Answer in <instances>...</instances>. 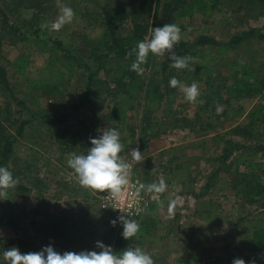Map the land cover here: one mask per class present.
<instances>
[{
	"label": "rangeland",
	"instance_id": "374dc122",
	"mask_svg": "<svg viewBox=\"0 0 264 264\" xmlns=\"http://www.w3.org/2000/svg\"><path fill=\"white\" fill-rule=\"evenodd\" d=\"M141 1L63 0V3L74 10L75 16L71 23L57 32L40 28L42 23H51L58 16L56 0H34L32 4L30 1L0 0V68L5 70L8 82L6 88L0 84V153L4 140L8 136H13V151L8 159L7 168L15 176L14 178H18L19 182L27 188L31 184L25 175L38 176L39 179L38 188L34 192L18 195L14 189H10L7 199L0 200V264H5L3 251L13 246L18 247L21 253L40 251L49 245L60 253L99 251L96 248V242H103V238L108 233L113 238L118 237L122 245H136L135 247L146 251L153 258L154 264H194V257L197 261L195 264L218 258L224 260L226 264H232L236 258L245 260V264H249L252 260H255V264H264V251H252L244 236L245 228H250L248 235H251L253 227L264 226V195H259L256 190H253L246 193L248 199H244L241 194L245 192L237 194L233 186H239V176L238 171L234 172V169L218 175L217 184L211 193L200 198L201 201L213 202L215 208L211 213L214 219H199L193 209H187L184 213L185 219H151L148 223L141 221L142 219H136L134 221L139 225V232L131 240H125L122 237V226L111 225L107 212H103L107 219H53L54 231L39 229L37 224L41 219L26 217L37 205L40 207L36 211L45 213V206L49 205L57 194L55 189L61 188L66 182L64 170L67 166L63 165L60 153L62 150H67L70 141L73 143L72 149L78 151L81 146L78 141L83 135L84 127L87 123V127H90L91 112L97 111L100 127L108 122L109 114L106 107H110V103L105 95L107 88L102 84L99 93L101 96H91L94 103L102 105L100 109L95 106H84L76 113L69 112L74 96L85 86L88 73L95 66L92 62L93 55L99 57L107 53L103 47L99 48L98 44L105 29L102 26L101 11H107L112 21L117 20L114 24L118 29L116 35L120 37L131 36L133 21L142 19V23L147 25V34L144 38L151 35L152 25L162 27L168 23L160 17L155 19L153 10L151 15L139 17L136 20L131 17L113 20L120 11L129 14ZM215 1V8L210 16H192L180 21L182 35L180 42L193 44L200 35H207L218 43L225 44L231 37L242 31L254 30L256 36L246 39L229 52L230 65L221 61L214 64V67L219 70L222 78L230 76L233 65L247 66L251 72L263 67L264 0ZM34 13L38 18L36 22L31 19ZM5 19L8 20V24H5ZM170 21L178 22L174 19ZM12 25L18 30L14 31ZM258 40L261 42L259 43ZM57 44H60L61 48H58ZM93 48H96L94 53ZM75 57H78L81 63H88V68L78 67ZM107 57L109 58L105 63L109 65L110 57L114 56L110 53ZM165 59L151 54V59H147L146 64L142 65L144 72L139 76L142 75L144 79L159 76L157 66ZM66 60L75 61V66L70 73L65 69V64H68ZM103 72H99L94 77L95 87L92 91L95 92L97 82L101 83L104 80L108 82L109 88H114L112 80L116 79L114 78L116 73L111 75L113 71H110V74L104 75ZM251 81L252 79L249 83ZM179 91L178 89L168 96L167 101L172 110L180 107L182 112L190 117L195 106L180 97ZM114 100L121 102L118 98ZM125 100L126 98L122 99V101ZM253 102L251 98H242L235 106L246 111ZM256 103L260 104L264 111V91ZM136 105L138 102L133 101L134 110L129 112V115L131 114L129 126L125 127L124 134L128 139L120 134L121 143L125 146V151L120 155L126 159L127 153L132 149H139L142 159L139 162L134 160V175L142 181V171L147 168L149 161L147 158L144 159L146 152L140 149L139 142L128 133L131 126L132 132L135 133L138 130L139 116H135V113L138 114L140 108L137 109ZM65 114L69 115L68 120L58 123L56 117ZM131 118L132 122H130ZM23 122L26 124L21 135H17L19 125ZM89 130L91 131V128ZM232 140L247 146L264 144V139L256 144L239 138H232ZM185 144L180 146V149L183 148L179 152L197 157H214L219 154V148L222 145L217 141L214 143L207 141L202 144L203 148L200 150L190 146L185 147ZM159 146L155 143L151 148L156 149ZM242 152L245 153L244 157L255 154L250 158L251 160L264 162V156L254 153L253 150H242ZM211 162L208 160V164H205L204 161H197V169L209 170L212 167ZM154 163H157V160H154ZM212 165L213 171L220 166L215 160ZM238 169L242 173L245 171L242 167ZM261 179L264 184V174ZM200 182L202 184L203 180ZM95 201L96 204L97 197ZM96 208L90 212L94 214V210L95 215H98ZM196 209L199 211L197 207ZM10 220L12 223H8ZM238 220H242L241 225ZM252 221L256 223L251 225ZM53 235H56L54 239H52ZM6 240L13 241L14 244H7ZM114 245L113 241L109 246L113 249Z\"/></svg>",
	"mask_w": 264,
	"mask_h": 264
},
{
	"label": "trees",
	"instance_id": "16d2710c",
	"mask_svg": "<svg viewBox=\"0 0 264 264\" xmlns=\"http://www.w3.org/2000/svg\"><path fill=\"white\" fill-rule=\"evenodd\" d=\"M24 2L30 1L32 4L34 0H22ZM215 0H142L137 7H133L132 11L128 14L124 11L118 12L115 18L118 20L122 17H131L134 20L139 19V17L149 16L153 10V17L157 19L160 17L162 20L167 21L168 23H176L169 20L174 19L178 20L176 24L179 25L180 21L186 18H190L192 16H210L215 8ZM153 5L155 7L153 8ZM37 7V5H34ZM103 18L102 26L105 28L103 37L98 40L99 48L103 47L105 51H107L106 55L108 56L110 53L113 54L114 57H110V64L107 65L106 59L109 57L105 56H97L93 55L92 62L95 64L92 70L89 71L87 76L86 84L81 91L74 96L73 105L70 106L69 112L71 114L76 113L81 107L90 106L97 109H100L102 105H97L92 101L91 96H101L99 95L101 84L105 85L107 88L105 90V95L109 99L110 107H106L107 112L109 114L108 122L103 124L102 130L105 128H114L113 124H117L118 130L120 134L125 137V127L126 122L129 120V113L133 109V101H137L138 105H136L137 109H141L142 112L136 113V116H139V128L140 133L143 134V138H141L140 149L147 148V140L152 136V127H150V116H153L152 110L155 112L164 104L163 101L168 100V96L173 94L178 88H172L169 86V80L172 77H176L181 82L191 85V83L196 82L198 88H202L200 90V97L202 100L209 102H221V94L222 91L224 95L227 96L231 101H235L238 103V100L242 98H251L254 99L256 96L263 94L264 91V65L263 67L257 69L254 72H251V69L247 66H242L240 64L233 65L231 69L230 76H226L225 78H220L221 74L219 70L214 67V64L220 63L221 61H225V63H229L228 60L229 52L232 49L237 48L242 42L246 39H251L256 36V32L254 30L250 31H242L225 43L220 44L215 39L207 36L200 35L197 38V41L192 43L180 42L175 46V53L178 56H193L196 58L197 63L191 65L190 67L193 70H176L170 67V61L167 58L158 65V74L155 78L152 76L148 77V79H144L143 76H139L134 71H131V64L134 60L135 56L129 57L127 54L136 46V44L144 39V36L147 34V25L142 23V19L140 21H133L134 27L132 30V34L130 37H120L116 35L118 31L117 26L114 24L115 21H112L109 17V13L107 11H101V15ZM32 21H37V15L34 13L32 15ZM5 24H8V20L5 19ZM100 24V23H99ZM152 28H156L155 25H152ZM12 29L17 31L13 25ZM259 36V35H258ZM257 36V37H258ZM261 38V37H259ZM261 42L260 40H258ZM58 48L60 44H57ZM96 48L92 49L94 53ZM147 59H151V53L147 57ZM74 60L77 62L78 67L88 68V63H81L78 57H75ZM68 64H65V69L68 73L72 72V67L75 66V61L70 62V60H66ZM228 65V66H229ZM104 71V72H103ZM110 71H113L112 74L116 79L112 82L114 84V88H109V84L107 81L97 82L95 92L92 89L95 87L94 77L98 75L99 72H103L104 75L110 74ZM232 76V77H231ZM222 77V76H221ZM227 77L232 78L227 81ZM249 83V80H251ZM5 75V70L0 68V84L2 87H8ZM129 86V87H128ZM48 90L49 87H46ZM51 88V87H50ZM47 90V91H48ZM108 90V91H107ZM114 98L121 99V102L118 103L114 100ZM123 98H126L125 101H122ZM100 102V101H99ZM218 104L216 103V106ZM210 108L216 109L215 106H208L204 108L208 110ZM150 111V112H149ZM235 118L241 117L243 115L242 108L235 107L233 109ZM97 111H92L89 121L91 124L89 126L92 128L93 126L100 123L97 118ZM69 115H58L56 117V121L58 123H62L68 120ZM246 123L242 126H236L231 129V136L239 137L241 140L253 141V144L260 143L262 139H264V111L263 107L260 105L253 110H251L246 115ZM26 122H23L19 125L17 130V135H21L24 125ZM89 127V128H90ZM85 129V127H84ZM130 130L129 136L133 137L134 132ZM263 132V133H262ZM221 140V147L219 148V155L215 158V162L219 163V167L214 170V172L207 178L205 183V188L210 189L214 188L217 184V177L222 172L227 173L229 170L234 169L238 171V182L239 186H233L234 189L237 190V194L241 192V196L244 199H248V195L246 193H250L253 190H256V193L259 195H264V184L262 181V177L264 174V162L253 161L250 158L254 157L255 154H251L247 157H244L242 152L245 150H253L254 153H258L264 156V144H256V145H243L238 141ZM264 142V141H263ZM14 143V137L8 136L2 145L1 153H0V167H7L8 159L13 151L12 145ZM125 143V141H124ZM230 159L229 163L226 164V161ZM239 167L244 169V173L239 171ZM9 169V168H8ZM10 170V169H9ZM14 176V175H13ZM15 177V176H14ZM25 177L29 178L30 187L24 186L19 182L18 186L14 188L18 195H22L24 192H31V188H38L37 184L39 183L38 176H30L25 175ZM145 184L144 179L142 180ZM34 183V184H33ZM98 194H101L100 192ZM109 219L110 216H109ZM51 220L47 219L43 222L44 228L54 229V225ZM112 221V219H111ZM242 220H238L240 225ZM8 223H12V221H8ZM256 222L252 221L251 225H254ZM239 225V224H238ZM246 231L244 233L245 240L249 242V247L252 251H264V226H256L251 230V235H248L250 228H245ZM54 231V230H53ZM53 235V238L54 239ZM114 241L113 250L116 253H120L126 248L130 246L122 245L120 239L118 237H112L110 233L103 238V243L106 246L110 245V242ZM7 244H14L13 241L6 240ZM1 252V247H0ZM193 263H197L196 257ZM199 264H226L224 260L221 258L213 259L208 262H199Z\"/></svg>",
	"mask_w": 264,
	"mask_h": 264
},
{
	"label": "crops",
	"instance_id": "0c3cea01",
	"mask_svg": "<svg viewBox=\"0 0 264 264\" xmlns=\"http://www.w3.org/2000/svg\"><path fill=\"white\" fill-rule=\"evenodd\" d=\"M231 79L228 77L227 81ZM200 90H202L201 87L199 88ZM178 93L181 95L180 97L184 98L181 91ZM220 97L221 102H209L206 100L203 105L194 104L195 109L190 117L184 114L180 107H175L172 110L166 99L163 101L164 104L160 107L159 111L157 110L155 112V110H152L153 116H150L152 136L146 138L147 148L141 149L146 152L144 159L147 158L149 161L147 168L142 171V178L146 184L158 182L160 179H163L167 188L162 194H152L154 198L150 202L144 217L140 218L142 219L141 221L148 223L151 219H185L184 213L187 209L195 210L194 213L199 216V219H214V215L211 213L215 208L213 202L201 201L200 198L207 196L213 190L212 187L206 189L205 183L207 178L214 172L212 163L215 160L214 158L219 154L214 157H197L189 153H180L179 151L183 148L181 147L180 149V146L186 143L185 147L190 146L201 150L203 148L202 144L207 143V141L222 143L219 139L230 140L232 138H239L231 136V129L236 126H242L247 122L246 115L254 108L260 106V104L256 103V100L261 98L262 94L253 99V104L246 111L242 109L243 115L238 118H235L233 111L236 107L235 101L228 99L223 91ZM199 99L202 98L199 97ZM216 103L218 104L217 106ZM208 106H215L216 109L210 108L205 110L204 108ZM218 108L219 112L217 111ZM140 111L142 112L141 109ZM127 115L130 119L131 114L129 115L127 113ZM134 118L137 120L136 117ZM128 121L126 122L127 126H129ZM130 122H132V118ZM113 125L117 127V124L114 123ZM87 126H85L83 135L79 138L78 142L81 146L78 151L76 152L72 149L73 146L71 145L73 143L70 141L68 142L67 150H62L60 153L63 165L67 166L64 170L66 173V182L61 188L55 189L57 194L54 195L52 202L45 206V213L43 211L40 213L36 211L40 207L37 205L33 209V212L29 216H26L28 219H41L40 223L37 224L39 225V229L45 231L53 230L43 227L44 219H107L103 214V212L107 211L102 209L98 203V197L101 194L80 186L76 174L67 165L69 153L86 154L87 150L92 147L90 138H97L100 135L102 127L99 124L92 128L90 127L91 131ZM116 127L115 129L118 130ZM130 128L133 131L132 126ZM133 137L139 143L141 142L140 140L143 138V134L140 133L139 126ZM155 143L160 146L156 149L151 148ZM215 151H217L216 148ZM154 160H157V163H154ZM208 160L212 161L210 163L212 166L211 169L199 171L196 162L204 161L205 164H208ZM229 161L230 159L226 161V164ZM200 180H203L202 184L201 182L199 183ZM31 190L32 193L36 189L31 188ZM96 197L97 203L95 204ZM170 204L174 205L171 215L169 213ZM196 207L199 211H197ZM58 208L59 211H57ZM93 208L97 209L98 215H95L96 212L94 210V214L90 212ZM107 217L109 219V216ZM51 222L53 224L52 220ZM131 246L135 247L136 245Z\"/></svg>",
	"mask_w": 264,
	"mask_h": 264
},
{
	"label": "clouds",
	"instance_id": "9594fccd",
	"mask_svg": "<svg viewBox=\"0 0 264 264\" xmlns=\"http://www.w3.org/2000/svg\"><path fill=\"white\" fill-rule=\"evenodd\" d=\"M56 7L59 14L51 23L44 22L40 28L50 31H60L66 24L73 21L74 10L63 3V0H56ZM182 38L181 28L176 23H166L162 27L151 29V35L139 41L128 56H135L131 64V71L138 75L143 74L147 57L151 53L157 58H167L170 67L176 70H193L190 66L197 63L193 56H178L175 53V46ZM169 86L178 88L184 95L186 101L192 104H204V100L199 99L201 93L196 82L187 85L176 77L169 80ZM219 112V108L217 109ZM91 148L86 154L75 152L68 154L67 165L74 171L80 186L104 193L108 197L120 200L124 189L129 185L130 165L121 157L125 151V146L121 143L120 133L114 128L100 130L97 138H90ZM132 158L139 162L142 153L138 148L130 151ZM18 178H14L12 172L7 167H0V200H6L8 190L18 186ZM167 185L163 179L151 184H141L137 189L149 194H162L166 191ZM174 205H169V213L173 212ZM120 223L123 227L122 237L131 240L139 232V225L136 221L126 215H120L110 223L113 227ZM96 248L99 251H65L60 253L51 245L42 248L40 251L21 253L18 247L13 246L2 253L5 264H154L153 258L140 247L130 246L120 253H116L111 246H106L103 242L97 241ZM232 264H245V260L236 258ZM255 264V260L249 262Z\"/></svg>",
	"mask_w": 264,
	"mask_h": 264
},
{
	"label": "built area",
	"instance_id": "2783aa9c",
	"mask_svg": "<svg viewBox=\"0 0 264 264\" xmlns=\"http://www.w3.org/2000/svg\"><path fill=\"white\" fill-rule=\"evenodd\" d=\"M127 154L128 157L124 159V161L130 165V183L124 189L122 198L120 200L109 198L107 196V192H104L98 197L102 209L108 212L112 220H116L120 215H126L132 220L144 217L146 210L150 205V202L154 198L152 194H149L145 191H140L139 194H137V189L141 184L144 183L135 177V161L130 155V152ZM117 225L122 226L119 222L117 223Z\"/></svg>",
	"mask_w": 264,
	"mask_h": 264
}]
</instances>
